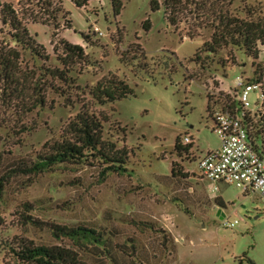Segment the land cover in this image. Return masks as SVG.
I'll use <instances>...</instances> for the list:
<instances>
[{"label": "rangeland", "instance_id": "rangeland-1", "mask_svg": "<svg viewBox=\"0 0 264 264\" xmlns=\"http://www.w3.org/2000/svg\"><path fill=\"white\" fill-rule=\"evenodd\" d=\"M119 1L117 16L112 0H91L83 8L65 1L58 29L29 21L30 34L50 56L47 66L61 68L62 39L82 45L86 59L72 66L73 85L57 81L61 90H48L44 107L23 112L15 102L0 100V155L2 164L13 157L35 158L47 141L60 137L85 103L107 117L105 138L130 149L128 171L102 181L98 168L61 166L28 187L21 178L12 179L0 198V264H20L9 250L16 237L57 242L46 230L26 225L22 213L44 222L102 228L114 243L135 245L131 257L124 255L127 264H264V199L235 185L212 191L198 169L199 158L220 145L208 112L209 96L233 95L239 77L251 79L253 62L264 66V46L256 61L229 47L201 66L190 59L210 39V30L197 29L198 35L190 38L195 27L188 13L172 26L162 5L153 11L151 0ZM1 3L21 8L18 0ZM247 6L264 17V0H233L229 8L244 18ZM147 19L149 30L144 28ZM95 25L103 35L95 33ZM8 39L0 37L4 44ZM136 44L144 54L134 51ZM22 61L29 69L43 65L29 52ZM110 74L126 81L134 94L100 105L91 89ZM250 100L252 113L262 111L263 95L257 99L252 93ZM179 136L193 140L188 158L174 152ZM173 162L185 178L173 177ZM220 196L223 206L216 203ZM27 202L33 205L29 212L23 205ZM225 219L239 223L227 228L222 225Z\"/></svg>", "mask_w": 264, "mask_h": 264}, {"label": "trees", "instance_id": "trees-1", "mask_svg": "<svg viewBox=\"0 0 264 264\" xmlns=\"http://www.w3.org/2000/svg\"><path fill=\"white\" fill-rule=\"evenodd\" d=\"M65 1L83 8L91 0H18L21 3L19 10L12 3L0 4V37L9 38L6 44L0 41V100L7 104L15 102L23 112L44 107L48 90H61V86L55 84L57 81L66 87L73 85L72 66L86 59L82 45L62 39L60 44L63 51L58 55L61 68L47 66L49 54L27 27L31 21L54 25L58 29L60 18L65 14ZM112 1L117 16L120 14L121 2ZM232 3L233 0H163L161 4L158 0H151V8L157 11L161 5L164 6L165 17L172 26H177L181 16L188 13L195 27L188 33L190 38L198 35L197 29L210 30V39L196 51L190 62L203 66L206 58H213L229 47L244 51L256 61L264 46L262 12L259 11L260 14L256 16V8L247 6V16L243 18L231 12L229 7ZM150 27L151 22L147 19L144 28L149 30ZM83 38L87 39L88 36L84 35ZM134 46L135 52L144 54L141 45ZM25 52H29L35 60L42 61L43 65L38 69L24 67L22 59ZM234 60L232 58V65L235 64ZM253 65V77L247 81L263 85L262 111L252 113L249 110L244 120L255 147L264 148V66L256 62ZM91 94L98 104L105 105L130 97L134 89L118 76L110 74L92 87ZM237 106L238 102L231 94L221 92L217 97L209 96L208 112L212 118L215 107L236 114ZM107 120V117L102 118L92 112L84 103L81 110L63 127L60 137L47 141L35 158L13 157L8 164H2L0 155V166L3 165L0 169V198L12 179L21 178L28 187L40 175L53 172L61 166L87 165L98 168L102 181L111 174H125L128 171L130 149L126 145H119L116 140L105 138L103 121ZM192 147L193 140L184 144L179 136L174 152L188 158ZM177 166L178 163H172L173 177L185 178L182 171L176 169ZM218 204L223 206L220 202ZM23 205L26 212L33 210L31 203ZM21 216L26 225L46 230L57 242L45 244L27 236L16 237L9 244V250L20 264H90L92 261L99 264H127L124 255L131 257L136 249L135 245L128 247L126 244L114 243L107 231L93 225L44 222L26 213ZM129 250L132 252L129 253ZM129 264L135 263L131 261Z\"/></svg>", "mask_w": 264, "mask_h": 264}, {"label": "built area", "instance_id": "built-area-1", "mask_svg": "<svg viewBox=\"0 0 264 264\" xmlns=\"http://www.w3.org/2000/svg\"><path fill=\"white\" fill-rule=\"evenodd\" d=\"M94 31L103 35L96 25ZM252 93L257 99L261 98L263 85L239 77L232 95L238 102V113L214 108L213 130L220 137V145L199 158L198 169L202 177L214 184V189H218L220 183L235 185L243 193H255L264 199V148L255 147L244 120L246 112L251 110ZM191 142L189 136L183 139L184 144ZM238 223L237 219H225L222 225L233 228Z\"/></svg>", "mask_w": 264, "mask_h": 264}, {"label": "crops", "instance_id": "crops-1", "mask_svg": "<svg viewBox=\"0 0 264 264\" xmlns=\"http://www.w3.org/2000/svg\"><path fill=\"white\" fill-rule=\"evenodd\" d=\"M204 179H205V178H204ZM206 180H207V179H206ZM207 181L209 182V185H210L212 191H213V190H218V189H219V186H221V185H226V184H224V183H220V184H218V189H214V184H213L212 182H210L209 180H207ZM192 192H193V188H192ZM215 199H216V203H217V204L220 202V203H222V204L224 205V201L222 200L221 196H220V197H216ZM217 201H218V202H217ZM218 205H219V204H218ZM220 213L222 214L223 217H225V214H224V213H222L221 211H220ZM167 229H168V230L171 232V234H172L171 227H167Z\"/></svg>", "mask_w": 264, "mask_h": 264}]
</instances>
